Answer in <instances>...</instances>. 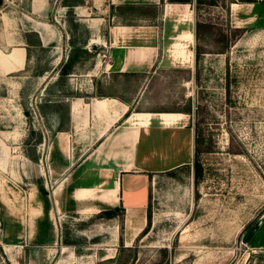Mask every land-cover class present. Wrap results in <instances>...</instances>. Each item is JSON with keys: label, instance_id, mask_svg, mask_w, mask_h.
<instances>
[{"label": "rangeland", "instance_id": "rangeland-1", "mask_svg": "<svg viewBox=\"0 0 264 264\" xmlns=\"http://www.w3.org/2000/svg\"><path fill=\"white\" fill-rule=\"evenodd\" d=\"M168 1L0 0V264H264V0H196L181 16ZM232 1L256 8L238 19ZM144 43L153 68L107 69ZM15 49L24 67L7 70ZM107 94L132 101L136 129L187 116L200 131L203 175L156 173L144 223L67 200L90 143L72 139L71 100L123 104Z\"/></svg>", "mask_w": 264, "mask_h": 264}, {"label": "crops", "instance_id": "crops-1", "mask_svg": "<svg viewBox=\"0 0 264 264\" xmlns=\"http://www.w3.org/2000/svg\"><path fill=\"white\" fill-rule=\"evenodd\" d=\"M195 1L173 0L166 4L168 11L170 9L169 13L174 15L173 13L180 11L181 16L182 10L186 11V7H191ZM234 2L230 3V10L238 19L243 18L244 13L254 12L256 8L253 2L244 4L237 2L241 8L235 13ZM255 16L256 19L258 16ZM185 35L183 34V38ZM133 46L138 47H133L132 50L129 47L124 57L119 62L108 63L107 69L111 71L118 66L115 70L125 73L153 68L159 49L145 43ZM17 55L23 65L19 69L15 67ZM1 62L7 70H21L25 64V56L20 49H15ZM102 97L117 99L123 104L117 106L115 103H107V100H97L92 105V101L81 98L71 100L72 139L74 135L83 134L90 143L78 161L71 166L72 171L66 180L72 188L69 187L67 200L71 199L78 211L93 208L99 212L122 206L133 215L143 214L144 223V215L147 214L150 205L152 177L156 173L182 165H192L195 157V128L191 121L187 120V116L171 124H166L158 116H153L149 125L136 129L127 121L132 108L131 100H124L118 95L111 94ZM113 108L117 111L116 116L98 117L95 114L96 112L98 115L101 113L107 115ZM79 141L75 140L80 145ZM89 188L95 189V192L88 196ZM110 190L113 195L109 194Z\"/></svg>", "mask_w": 264, "mask_h": 264}, {"label": "trees", "instance_id": "trees-1", "mask_svg": "<svg viewBox=\"0 0 264 264\" xmlns=\"http://www.w3.org/2000/svg\"><path fill=\"white\" fill-rule=\"evenodd\" d=\"M199 55H200V52L197 50L196 51V58ZM188 113H190V112H188ZM200 142H201V135H200L199 128L197 126L196 133H195V157H194V161H193L194 176H195L196 179H199L200 176L203 175V166H202V163H201L200 158H199ZM184 166H189L190 167V164L182 165V166L176 167L174 169H171L169 171H170V173H173V171H175L177 169H180V168H182ZM102 212L104 214L106 213L109 217H113V216H115L117 214V210L116 209L104 210Z\"/></svg>", "mask_w": 264, "mask_h": 264}]
</instances>
